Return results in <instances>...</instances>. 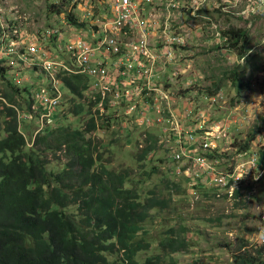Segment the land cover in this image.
Returning a JSON list of instances; mask_svg holds the SVG:
<instances>
[{"label": "rangeland", "instance_id": "374dc122", "mask_svg": "<svg viewBox=\"0 0 264 264\" xmlns=\"http://www.w3.org/2000/svg\"><path fill=\"white\" fill-rule=\"evenodd\" d=\"M3 1V7L8 14L14 9L17 16L23 17L22 27L29 31L24 38L25 41L33 37L32 33L37 29L63 27L61 29L64 32L63 36L58 39L62 48L59 46L58 52L51 45L54 37L45 39L41 36L38 39L34 38L33 41L44 44L55 56L63 55L64 58L74 57L72 52L67 50V44L81 35H90L87 38L95 45L94 33L113 20L114 14L113 0ZM141 2V8L147 16H156L159 21L161 19L164 22L162 29L165 30V23L169 22L170 26L166 28L168 31H177L184 36V45H175L173 49L175 57L166 63V67L171 69L166 75L167 80L164 79L163 82L166 88L169 87L167 85L169 81L170 91L177 96L171 93L170 97L178 100L179 106L186 108L189 114L190 111L195 114L198 109L200 110V114L194 116L195 124L191 125L193 130L203 131L194 133V140L189 139L182 144L172 138L174 134L169 132L166 135L162 134L161 141L160 138L156 140L150 160L147 158L140 161L139 153L151 139L149 130H144V125H136L137 129L141 130L135 129L134 124L130 125L135 122L128 119V115L122 110L112 107V111L107 112L111 108L109 103L99 110L105 111L102 112L105 115L101 116L100 112L101 118L97 119V129L88 133L86 139L91 138L97 147L96 155H101L102 163L116 170L129 168L133 183L138 177H144L146 163L158 166L150 181H142L138 187L146 192L149 189H156L168 199L167 204L160 208L158 215L149 217L147 238L152 247L148 251L140 252L139 256L144 258L148 254L162 252L159 241L171 234L170 230L174 227L177 239L179 241L185 239L184 247L173 255L179 264H234L233 255L242 251L254 253L259 257V264H264V250L258 254L254 251L264 245V179L258 180L261 174L258 165H255V168L249 165L247 174L239 179L240 181L243 178L240 184L238 181L224 192L209 185V193L212 195H205L204 191L193 189L192 183L186 187L185 193L183 180L187 179L177 171L180 169L184 170L186 175L195 174V166L186 159L174 161L173 157L175 152L187 148L189 152L201 154L215 163L217 160L209 158L208 154L215 151L219 154L227 153L226 157L223 156L224 158L215 163L217 171L223 173L229 170L230 163L244 161L243 158H236L238 148L232 146L233 143L242 144L251 138L248 150L258 151L263 147L264 0H200V5L193 0H183L171 8L167 3L169 0ZM53 3H56L55 10L51 12L49 6ZM193 3L197 6L196 14L192 13ZM147 5L150 6V10H146ZM69 13L74 14L76 20L84 25L68 22ZM71 27H75V30L70 33ZM232 29L245 30L251 39L245 57L238 58L235 49L227 45L229 42L227 32ZM19 37L20 40L23 39V35ZM3 67L0 61V74H6L8 79L18 83L23 92L22 98H32L34 110L39 109V95L35 93L42 87L48 88L52 84L50 77L41 71L39 66H34L20 75L11 68L2 70ZM240 68L243 70V78L242 90L238 94L225 73L234 69L241 72ZM11 73L18 75L15 77ZM7 87L8 81L0 78V96L4 95ZM60 89L64 94L61 106L55 109L52 117H44V121L41 119L38 124L37 116L34 115L32 121L35 127L32 131L38 133L39 127L42 129L64 126L73 130L87 127L91 115L85 113L77 116L72 112V108L74 102L88 105L85 99L95 91L89 89L83 92L81 99L76 97L75 101H71L74 96L64 85H60ZM214 96L216 100L212 101ZM3 100L4 98L0 97V104ZM28 111L26 106L20 109L22 113ZM156 115L154 112V121ZM196 116L200 117L198 121ZM161 124L167 126L166 119ZM20 125L27 127L25 121ZM124 126L133 127L134 132L129 133L128 128ZM24 130L27 132L25 136L30 143L29 146H32L36 133L33 137L28 135L30 128ZM191 143L193 144L188 147ZM46 155L53 163L51 167L56 165V156L51 152ZM60 158L63 162L67 161L64 154ZM198 175L204 176L201 171ZM201 182H205V177ZM234 189L241 190L239 197H233ZM161 243L163 246V242Z\"/></svg>", "mask_w": 264, "mask_h": 264}, {"label": "trees", "instance_id": "16d2710c", "mask_svg": "<svg viewBox=\"0 0 264 264\" xmlns=\"http://www.w3.org/2000/svg\"><path fill=\"white\" fill-rule=\"evenodd\" d=\"M55 4L49 6L51 12ZM68 17L73 24L84 25L74 14L69 13ZM227 34L229 48L235 49L238 58L245 57L251 42L246 31L232 29ZM56 41L54 37L51 43ZM225 76L239 94L243 70H227ZM0 78L8 81L4 95L0 96L4 98L0 104V264H179L173 255L184 247L185 239H177L174 227L171 234L159 241L162 252L139 256L152 247L147 238L149 217L158 215L168 202L156 189L146 192L138 187L142 181H150L158 166L146 163L144 177L133 183L129 168L116 170L103 164L91 138L86 139L88 133L97 129L92 102L91 107L74 102L72 108L77 116L91 115L86 128L60 126L32 131L35 123L26 116L36 115L33 99H23L18 83L6 74L1 73ZM89 81V75L82 73L64 76L63 85L74 96L71 101L83 97ZM38 104L40 107V100ZM23 105L28 112H20ZM23 121L27 127H20ZM24 128L31 129L29 136L36 133L32 146ZM251 140L248 138L242 144L232 141V146L238 152L250 151ZM155 143L150 139L139 153L140 161L150 160ZM49 152L56 156V165L52 167L46 155ZM63 154L66 162L60 158ZM257 154L262 170L260 181L264 179V145ZM223 156L227 153L208 154L216 162ZM179 171L187 179L183 180L185 193L192 183L193 189L212 195L201 183L202 176ZM240 195V189L233 192L234 198ZM262 246L254 251L260 253ZM233 260L234 264H259V257L248 251L234 254Z\"/></svg>", "mask_w": 264, "mask_h": 264}, {"label": "built area", "instance_id": "2783aa9c", "mask_svg": "<svg viewBox=\"0 0 264 264\" xmlns=\"http://www.w3.org/2000/svg\"><path fill=\"white\" fill-rule=\"evenodd\" d=\"M180 1L183 0H169L168 7L177 6ZM193 1L198 2V5L201 4L200 0ZM141 3L136 0H113V20L94 33L95 45L87 38L90 35H81L67 44V50H70L74 57L64 58L63 55L55 56L53 51L44 44L33 41L34 38L38 39L41 36L45 39L57 37V40H60L64 33L61 30L63 27L37 29L34 33L31 32L34 36L25 41L24 38L29 31L22 27L23 17L17 16V11L14 9H11L8 14L3 7L4 1L0 0V30H3L4 36L8 38L6 43L0 45V54L9 50L22 51V54H12L8 58L13 63H22L20 69L15 72H19L20 75L34 66H39L52 82L51 86L42 87L39 91L40 107L35 109L36 124L41 119L43 122L44 117H52L55 109L61 106L64 94L60 85L64 84V76L82 73L89 75L90 78L85 91L89 89L95 91L90 93L85 102H92V112L96 121L105 115L102 114L105 111L99 110L109 103L111 108L107 112L110 113L112 107L122 110L125 115H128V119L135 122L130 123L135 127L155 121L156 123L164 122L165 119L167 124L173 125L174 113L171 104L174 99L170 97L173 91H170L169 87L164 89V83L158 81V65L165 67L166 63L172 61L173 56L175 57L173 49L175 45H184V36L180 32L171 31L164 37V44L160 49L151 38L152 33L160 27L159 23L154 16H147L144 13ZM195 3H193L192 11L194 14L197 13ZM169 26L170 24L167 23L165 27L169 28ZM70 30V33L73 32L75 27H71ZM20 32L23 34L22 40L13 37ZM11 74L15 77L18 75ZM100 112L101 116H99ZM154 112L157 113L155 121L153 120ZM26 118L33 119L32 116H26ZM44 128L39 127L37 132ZM195 132L196 130L192 128L180 130L178 141L182 144L185 139L194 140ZM173 157L177 161L186 159L191 162L196 170L194 175L199 178L200 171L204 174L202 178L205 177V182H201L202 184L206 187L213 185L223 192L247 174L249 165L252 167L258 165L256 150L237 152L236 158H243L244 161L230 163L229 170L223 173L217 171L216 161L213 163L201 154L189 152L187 148L175 152ZM259 173L261 177L260 168Z\"/></svg>", "mask_w": 264, "mask_h": 264}, {"label": "crops", "instance_id": "0c3cea01", "mask_svg": "<svg viewBox=\"0 0 264 264\" xmlns=\"http://www.w3.org/2000/svg\"><path fill=\"white\" fill-rule=\"evenodd\" d=\"M141 1H144V0H141ZM147 9L150 10V6L149 5H147L146 10ZM153 9H155V7H153ZM154 17H155V19H157L156 16H154ZM157 21H158L160 27L158 29H156L152 33V37L151 38H152V42L154 44L158 45L159 48L161 49V47L164 44V37L169 35L170 31L167 30L168 28L167 29L165 28V30L162 29V27L164 25V22L161 21V19H160V21L157 19ZM167 23H169V22H166L165 24H167ZM51 45L54 47L56 52H58L59 46L60 47L62 46V45H60V43H57V45H53L51 43ZM162 69H163L162 65H158V73H159L158 79H161V80H158V81H161V82H163L164 79L167 80L168 77H166V75H168V72L171 69V67H168L167 69H164L165 71H163ZM167 85L170 87L169 81L167 82ZM170 89H171V87H170ZM174 96L177 97L175 94H174ZM183 100H185V99H181V101H183ZM176 101H178V100H174L172 102V104H171V106L173 108V113H174V120L176 121L175 124H173V125L167 124V126L162 125L161 124L162 122H157V123L151 122V124H143L144 125L143 129L144 130H146V129L149 130V133L151 135V139L157 140L158 138H160V141H161V139L163 137L162 134L166 135L169 132V133L174 134L172 138L175 139L176 141H178V132L180 130H184L185 128H188V129L192 128L191 123L195 124V120H194L195 117L194 116L196 114H194V113H192V111H190V115H189V113L186 111L187 109L179 106V104H180L179 101L178 102H176ZM189 110H191V109H189ZM186 118H188L189 121H186L185 120ZM182 127H183V129H181ZM127 128L129 130V133H130V131H131V133L134 132L133 129H132L133 127H127ZM135 129H137V127ZM137 130H141V129L138 128ZM153 134H155V135H153ZM184 141H187V140H184ZM191 145H192V143L189 144L188 147L191 146Z\"/></svg>", "mask_w": 264, "mask_h": 264}, {"label": "bare ground", "instance_id": "6f19581e", "mask_svg": "<svg viewBox=\"0 0 264 264\" xmlns=\"http://www.w3.org/2000/svg\"><path fill=\"white\" fill-rule=\"evenodd\" d=\"M4 34H5V32L3 31V30H0V45H2V44H4V43H6V41L8 40V38H7V36H4ZM20 35H23V34H21V33H18V34H16L15 36H13L14 38H16V39H18V40H20L19 38V36ZM23 52L22 51H20V50H17V51H12V50H9L8 52H6V53H3V54H0V61H2V65H4V67H3V69L2 70H4V68H11L12 70H17V68L18 67H20L21 65H22V63H13V62H11L8 58L12 55V54H14V55H20V54H22ZM162 70L163 71H165L164 69H167L168 67H163L162 66ZM159 74V73H158ZM161 82V81H160ZM161 83H163V82H161ZM52 85V84H51ZM50 85V86H51ZM164 89H168V87H166V88H164ZM215 98V96L214 97H212V101H215L216 100V98ZM200 112V110L198 109L197 111H196V113L195 114H198ZM193 113V112H192ZM200 114V113H199ZM190 115V114H189ZM200 119V117L199 116H196V121H198ZM186 121H188L189 119L188 118H186L185 119ZM176 123V121L174 120L173 121V124H175ZM193 126V125H192ZM165 136V135H164Z\"/></svg>", "mask_w": 264, "mask_h": 264}, {"label": "clouds", "instance_id": "9594fccd", "mask_svg": "<svg viewBox=\"0 0 264 264\" xmlns=\"http://www.w3.org/2000/svg\"><path fill=\"white\" fill-rule=\"evenodd\" d=\"M203 130H196V134H197V132H199V133H201ZM185 140H187V139H185ZM193 144V143H192ZM183 172V171H182Z\"/></svg>", "mask_w": 264, "mask_h": 264}]
</instances>
